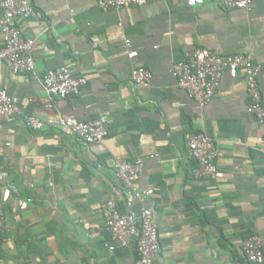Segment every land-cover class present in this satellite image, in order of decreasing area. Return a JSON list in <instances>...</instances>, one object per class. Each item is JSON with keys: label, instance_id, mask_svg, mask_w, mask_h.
<instances>
[{"label": "crops", "instance_id": "0c3cea01", "mask_svg": "<svg viewBox=\"0 0 264 264\" xmlns=\"http://www.w3.org/2000/svg\"><path fill=\"white\" fill-rule=\"evenodd\" d=\"M29 2L42 20L17 25L35 40V74L13 75L0 63V85L21 112L0 126V264H136L134 242L122 247L112 240L102 216L108 200L126 209L116 159L144 161L138 187L153 190L147 206L159 227L156 264H248L241 246L250 235L262 238L264 253V122L245 113L243 74L225 73L203 109L172 74L200 48L251 56L264 109V0H252L247 14L215 0L108 12L96 0ZM59 66L86 83L48 115L40 78ZM137 67L150 71V88L132 84ZM28 116L78 122L103 116L108 134L86 148L64 128L32 130ZM195 132L220 152L216 180L192 176L185 136ZM8 184L17 194L4 202Z\"/></svg>", "mask_w": 264, "mask_h": 264}, {"label": "built area", "instance_id": "2783aa9c", "mask_svg": "<svg viewBox=\"0 0 264 264\" xmlns=\"http://www.w3.org/2000/svg\"><path fill=\"white\" fill-rule=\"evenodd\" d=\"M164 0H96V6L102 12L121 10L129 7H144L151 2ZM188 7L194 8L203 4V0H184ZM225 10H238L247 14L252 0H215ZM33 18L42 20L29 0H0V63L13 75L35 74L36 43L33 38L26 37L17 25L18 20ZM134 54H128L132 58ZM259 67L251 56L236 54H219L208 49H196L185 61L172 67V74L178 88L183 90L189 99L203 109L217 93L225 73L236 78L239 73L244 76L248 102L245 113L258 123L264 122V109L259 87ZM131 82L134 86L150 88L151 73L144 67L131 71ZM86 80L74 75L73 70L59 66L48 70L41 78L40 84L45 93L42 102L43 111L52 115L57 100L77 96ZM20 109L5 89L0 85V126L11 123L19 115ZM26 125L35 131L47 126L64 128L74 136L77 144L82 147L100 145L108 134V120L101 116L89 122H78L73 118L26 117ZM185 145L189 158L195 163L192 176L197 180H216L220 177L217 171V160L220 152L213 141L201 132L188 133ZM144 168L141 159L123 162L116 159L114 176L124 189L125 211H121L117 202L108 200L102 211L104 225L111 239L120 246L127 247L134 242L136 264H156L159 253V227L155 212L147 206L153 190H140L138 181ZM12 194H17L14 185L8 184L3 190V201ZM22 204V208L27 203ZM112 250V249H110ZM242 254L248 264H263L264 253L262 238L250 235L242 242Z\"/></svg>", "mask_w": 264, "mask_h": 264}]
</instances>
